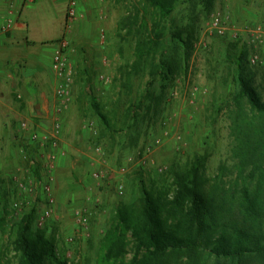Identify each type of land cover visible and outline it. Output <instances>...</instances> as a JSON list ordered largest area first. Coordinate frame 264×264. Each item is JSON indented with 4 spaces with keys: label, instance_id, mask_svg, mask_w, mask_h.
<instances>
[{
    "label": "rangeland",
    "instance_id": "374dc122",
    "mask_svg": "<svg viewBox=\"0 0 264 264\" xmlns=\"http://www.w3.org/2000/svg\"><path fill=\"white\" fill-rule=\"evenodd\" d=\"M72 2L77 14L68 18L65 53L73 80L58 150L68 161L51 172L50 150L31 139L32 145H25L27 156L18 153L16 162L3 159L6 152L0 148V217L5 219L0 250L10 244L22 217L34 211L32 231L52 237L61 259L99 264L105 232L121 205L138 201L143 190L163 192L172 200L175 176L199 159L208 178L220 175L222 164L231 167L230 111L238 109L234 96L240 72L264 100V37L255 33L264 34V0H178L161 22L152 8L146 12L144 0H70L69 6ZM67 5V0H37L23 19L40 32L60 27ZM139 8L138 25L127 28V19ZM216 17L223 34L213 27ZM142 20L148 32L160 22L163 38L153 57L139 61L136 44ZM49 47L52 52L54 46ZM153 59L161 66L155 77ZM62 139L73 150H66ZM98 147L106 156L99 155ZM78 159L82 162L76 166ZM101 160L107 162L109 177L96 182L91 174ZM122 168L126 173L120 174ZM31 180L40 186L37 193L20 191L18 182ZM48 182L54 213L42 222L49 201L41 186ZM119 185L124 195H119ZM15 201L24 203L20 218L13 214ZM78 210L92 214L88 238L76 221ZM132 256L130 251L128 261Z\"/></svg>",
    "mask_w": 264,
    "mask_h": 264
},
{
    "label": "trees",
    "instance_id": "16d2710c",
    "mask_svg": "<svg viewBox=\"0 0 264 264\" xmlns=\"http://www.w3.org/2000/svg\"><path fill=\"white\" fill-rule=\"evenodd\" d=\"M177 3L144 0V7L146 12L152 8L161 22ZM136 10L127 28L138 25L141 9ZM160 22L148 32L142 20L136 44L139 61L153 57L160 47ZM151 66L155 77L161 66L154 59ZM237 80L238 109L230 111L231 167L222 164L220 175L208 178L199 159L175 176L172 200L163 192L143 190L138 201L121 205L105 232L99 264H264V100L242 72ZM96 110L107 123L100 108ZM34 218L35 212H28L13 228L10 244L0 250V264H68L52 237L32 231ZM4 226L0 217L1 231Z\"/></svg>",
    "mask_w": 264,
    "mask_h": 264
},
{
    "label": "crops",
    "instance_id": "0c3cea01",
    "mask_svg": "<svg viewBox=\"0 0 264 264\" xmlns=\"http://www.w3.org/2000/svg\"><path fill=\"white\" fill-rule=\"evenodd\" d=\"M67 1L69 6L70 0ZM36 3L37 0H30L12 8L10 0H0V148L6 152L3 159L9 163L16 162L18 153H27L25 145L32 144L30 131L52 132L57 118L58 78L52 69V57L66 42L70 25L68 7L63 25H51L40 32L23 19L26 11ZM10 12L14 26L7 32L5 25ZM50 44L54 46L52 52ZM24 125L28 126L27 130ZM61 145L73 150L66 140L62 139ZM60 153L64 154L59 152L58 167L68 161L62 160ZM81 162L78 159L76 166Z\"/></svg>",
    "mask_w": 264,
    "mask_h": 264
},
{
    "label": "built area",
    "instance_id": "2783aa9c",
    "mask_svg": "<svg viewBox=\"0 0 264 264\" xmlns=\"http://www.w3.org/2000/svg\"><path fill=\"white\" fill-rule=\"evenodd\" d=\"M30 0H10L11 7L14 8L17 4L20 3H26ZM77 14V5L75 2H72L68 8L67 11V17L69 18H75ZM12 12H10L7 22L5 25V30L7 32L11 31L13 29L14 23L11 19ZM213 27L220 33H224V29L222 27V22L219 17H216L213 21ZM256 31V30H255ZM255 33L259 34L261 37H264V34L262 31H256ZM67 46V43L64 41L62 43V46L58 51H56L53 54L52 57V69L57 75L58 78V87L56 90V95L58 97V103L59 106L57 108V118L54 121V127L52 132H40L38 130H33L29 132L30 139L33 143L38 144L43 150L47 149L50 150V155L48 156V160L50 161V169L51 172L56 171L57 165H58V159H59V142H60V132L62 128V122L61 117L62 113L68 109L69 102H70V91H71V85L73 80V69L71 65L68 62V59L66 57L65 48ZM24 128L27 130L28 126L24 125ZM101 157L106 156V152L102 147H98L96 150ZM135 160L134 156L129 157V161L132 162ZM103 162L99 169L92 172L91 178L96 182H103L106 180L109 176V171L107 168V162L106 160H101ZM126 173V169L122 168L120 170V174ZM53 181V177L51 179ZM18 187L20 191L26 194L34 195L37 193L40 186H38L37 183H35L33 180L23 183L18 182ZM42 193L48 198L49 206L47 209H45L43 217L41 221H45L52 217L54 213V204H55V198L53 195V187L51 183H46L41 186ZM118 193L119 195H124V189L122 186H118ZM24 203L20 201H15L13 203V214L16 218H20L23 210H24ZM76 221L78 225L82 228V235L84 237H89L91 235L90 232V217L92 216L91 212H87L86 210H78L75 213Z\"/></svg>",
    "mask_w": 264,
    "mask_h": 264
}]
</instances>
